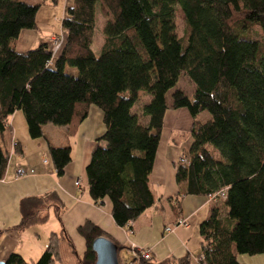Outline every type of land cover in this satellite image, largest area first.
<instances>
[{"label":"trees","instance_id":"1","mask_svg":"<svg viewBox=\"0 0 264 264\" xmlns=\"http://www.w3.org/2000/svg\"><path fill=\"white\" fill-rule=\"evenodd\" d=\"M43 1V0H42ZM55 3L56 0H48ZM60 20L64 42L52 55L49 42L18 52L22 29L35 28L38 4L0 0V179L12 140L7 118L20 111L31 139L42 126L65 127L72 135L94 105L103 132L85 166L87 193L110 202L113 222L130 223L155 202L149 173L168 107L185 108L192 118L191 141L175 164L178 205L182 194L216 196L198 224L200 264H238L239 254L264 250V0H68ZM183 19L175 30V11ZM105 17L97 53L90 48L95 14ZM258 26L263 38L252 37ZM71 69L66 71L65 69ZM185 75L193 89L176 87ZM141 99L138 112L133 111ZM206 112L209 118L198 121ZM55 175L69 162L68 145L46 139ZM52 191L22 197L16 230L46 219L39 209ZM223 208V210H222ZM60 222V216L56 213ZM84 240L78 255L64 229L48 234L32 262L10 252L4 264H93L91 241L104 235L86 220L76 227ZM2 230H0V235ZM105 236V235H104ZM122 248L121 246H119ZM119 264H121L120 260ZM125 261V260H124ZM189 256L138 264H188Z\"/></svg>","mask_w":264,"mask_h":264},{"label":"crops","instance_id":"2","mask_svg":"<svg viewBox=\"0 0 264 264\" xmlns=\"http://www.w3.org/2000/svg\"><path fill=\"white\" fill-rule=\"evenodd\" d=\"M57 2L58 0L55 3ZM68 2H61L58 14L52 8H46V12H53V15L50 17L46 14L47 17L44 18L40 6L49 7L52 3L38 0L35 3L38 4L35 28L19 31L14 43L15 50L23 52L41 42L48 43L52 35L64 36L60 20ZM42 18L45 24L38 32V20L42 21ZM196 118L204 122L209 115L201 112ZM7 121L11 127L12 140L19 143L21 151L14 153L10 149L4 175L0 179V260L13 251L24 260L29 259L32 262L43 251L49 232H58L60 229L67 232L76 253L80 255L84 251V240L76 232V227L88 220L128 253L129 256L124 260L131 259L137 248L144 247L150 250V260L154 263L167 257L179 258L188 254V264H200L198 224L208 214L211 200L204 195L182 194L176 205L175 200L168 199L178 189L175 164L191 141L192 118L185 108H172L168 103L163 114L160 136L149 173V187L155 202L130 223V230L113 222L107 197L100 204H95L87 193L85 166L95 139L104 129L101 113L94 105L88 107L86 117L72 135L65 133V127L46 124L42 126L44 137L31 139L27 134L23 116L17 110L9 115ZM46 139L53 146L68 145L70 148V160L60 176L55 175ZM17 167L25 171L22 178L16 177ZM49 191L54 193V199L39 209V214L46 215V219L23 230L14 229L20 219V198L38 196ZM218 199L217 203L221 208V197ZM56 213L60 216V222ZM179 219L184 220L186 225H176ZM165 227H171V230L165 231ZM237 261L238 264H264V250L254 255L239 254Z\"/></svg>","mask_w":264,"mask_h":264},{"label":"rangeland","instance_id":"3","mask_svg":"<svg viewBox=\"0 0 264 264\" xmlns=\"http://www.w3.org/2000/svg\"><path fill=\"white\" fill-rule=\"evenodd\" d=\"M26 1H27V3L35 4L38 0H26ZM62 1L64 2V0H58L57 3H55V4L52 3L51 5H49V7L40 6V11L42 12L43 17L44 18L47 17L46 14H48V13L46 12V10H47L46 8H52L58 14L59 13V6H60ZM48 15L51 17L53 15V12H50ZM39 22H40V25L39 26L37 25V30H39L38 32L41 31L40 28L43 27L44 24H45L43 18H42V21H40V19H39L38 23ZM104 22H105V17L100 12H96V14H95V24H94V33H93L92 42H91V45H90L91 49L95 53L98 52L99 45H100V42H101L102 37H103L101 29H102V25L104 24ZM174 23H175V30H176L177 35H181L183 27H184V22H183L181 14L177 10L175 11ZM250 32H251L252 37L257 39V40H260L261 38H263V34H262V32H261V30H260V28L258 26H254V27L250 28ZM62 45H63V43L61 44L60 48L62 47ZM60 48H59V50H60ZM65 70L66 71H71V69H68V68L65 69ZM176 87L181 89L185 93H190V90L192 88V84L188 80V78L185 75L182 74V75H180V77L178 79ZM140 103H141V99H139L135 103V107H134L133 111H137L138 112L139 105H137V104H140ZM203 114L207 115L206 112H203ZM219 196L217 195L216 197L218 198ZM127 256H129V255H128V253L125 250L121 249V250L118 251V260H120L121 264L124 263V258L127 257ZM33 259L35 260L36 258H33ZM27 261L30 262L29 259H27ZM56 263H54V264H56Z\"/></svg>","mask_w":264,"mask_h":264},{"label":"built area","instance_id":"4","mask_svg":"<svg viewBox=\"0 0 264 264\" xmlns=\"http://www.w3.org/2000/svg\"><path fill=\"white\" fill-rule=\"evenodd\" d=\"M64 41V36L62 34L60 35H52L49 38V45H50V51L52 55H56L58 53V50L61 46V44ZM180 161H184V157L180 156L178 158ZM15 174L17 178H22L25 175V171L23 168L21 167H17L15 169ZM216 195H222V192L219 191L217 192L215 195H211L209 198L210 200H213V197ZM186 225V223L184 222V220L179 219L176 221V225ZM165 231H170L171 227H165L164 228ZM139 260H150V250L148 248H137L134 252H133V257L131 259H127L124 261L123 264H138Z\"/></svg>","mask_w":264,"mask_h":264},{"label":"water","instance_id":"5","mask_svg":"<svg viewBox=\"0 0 264 264\" xmlns=\"http://www.w3.org/2000/svg\"><path fill=\"white\" fill-rule=\"evenodd\" d=\"M91 249L94 253L93 264H119L118 251L121 249L108 237L101 235L91 241ZM0 264H4L3 259Z\"/></svg>","mask_w":264,"mask_h":264}]
</instances>
